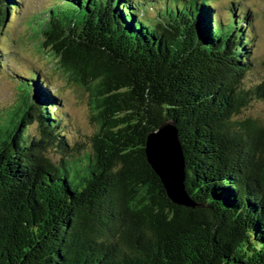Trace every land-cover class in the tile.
Listing matches in <instances>:
<instances>
[{"label": "trees", "instance_id": "1", "mask_svg": "<svg viewBox=\"0 0 264 264\" xmlns=\"http://www.w3.org/2000/svg\"><path fill=\"white\" fill-rule=\"evenodd\" d=\"M163 1L56 0L36 18L99 129L72 141L48 76H15L20 101L0 109V264H264V122L238 119L264 104V81L244 86L251 12ZM20 8L0 0V31ZM168 121L195 207L174 204L148 162Z\"/></svg>", "mask_w": 264, "mask_h": 264}, {"label": "rangeland", "instance_id": "2", "mask_svg": "<svg viewBox=\"0 0 264 264\" xmlns=\"http://www.w3.org/2000/svg\"><path fill=\"white\" fill-rule=\"evenodd\" d=\"M21 8L18 15L10 17L5 27L0 31V50L2 61L7 65L0 70V109L10 108L20 101L21 92L16 75L29 76L31 71L48 76L49 86L58 93L60 111L66 119V129L74 137L76 143L85 144L87 138L95 134L99 126L94 121L90 106V95L72 84L68 76L58 67V63L48 48H43V36L39 38V26L36 25L42 13L47 12L56 0H20ZM152 2V7H161L163 0H146ZM232 2L240 3V10L251 12L249 28L253 39L252 71L245 76V87L264 81V0H214L216 13L222 19H229ZM146 14L155 17L156 12L149 8ZM251 117L264 122V104L253 101L244 109L238 119ZM33 131V129H32Z\"/></svg>", "mask_w": 264, "mask_h": 264}, {"label": "water", "instance_id": "3", "mask_svg": "<svg viewBox=\"0 0 264 264\" xmlns=\"http://www.w3.org/2000/svg\"><path fill=\"white\" fill-rule=\"evenodd\" d=\"M148 162L160 177L169 199L177 205L195 207L185 186V159L173 121L161 125L147 137Z\"/></svg>", "mask_w": 264, "mask_h": 264}]
</instances>
